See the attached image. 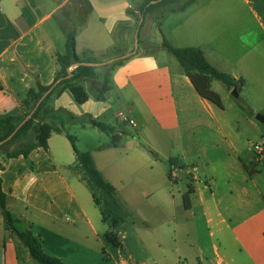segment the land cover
<instances>
[{
	"label": "crops",
	"instance_id": "crops-1",
	"mask_svg": "<svg viewBox=\"0 0 264 264\" xmlns=\"http://www.w3.org/2000/svg\"><path fill=\"white\" fill-rule=\"evenodd\" d=\"M200 1L139 20L129 10L138 14L134 6L144 0H0V119L19 115L21 100L37 82H54L57 56L66 52L75 27L80 56L135 46L112 72L105 99L88 93L80 104L67 89L53 101L61 118L68 117L66 126L81 123L83 131L109 137L91 121L114 128L116 144L111 139L88 152L131 213L126 222L113 229L103 221L91 190L70 168L75 153L66 126L49 137L47 150L0 156L15 226L40 235L47 254L65 264H264V156L254 149L264 142L262 123L248 119L259 140L243 139L237 120L224 116L223 92L229 96L234 86L212 82L221 108L198 93L168 51L137 50L141 28L149 33L152 22L160 23L163 40L199 48L213 67L243 79L239 97L257 109L254 102H264V0ZM78 5L86 6L83 17ZM93 65L98 72L103 63ZM81 84L91 89L88 81ZM119 111L134 123L123 122ZM72 135L77 143L80 135ZM171 160L177 172L172 180ZM189 183L195 192L186 207ZM0 264H40L6 229L1 213Z\"/></svg>",
	"mask_w": 264,
	"mask_h": 264
},
{
	"label": "trees",
	"instance_id": "trees-1",
	"mask_svg": "<svg viewBox=\"0 0 264 264\" xmlns=\"http://www.w3.org/2000/svg\"><path fill=\"white\" fill-rule=\"evenodd\" d=\"M195 0H144L138 11L140 15H155L159 12H178L189 7ZM130 14L135 13L129 10ZM139 19V18H138ZM140 20V19H139ZM142 25V24H141ZM123 33L126 31L124 28ZM77 27L71 30L66 41V52L58 54V62L60 69L56 73L54 82L51 85H43L37 82L31 87L26 97L21 100V113L16 116H9L0 119V142L5 141L0 145V149L7 146H12L5 150L7 158L18 157L24 155L27 157L37 147L48 149V140L53 133H62L65 131V126L68 121L63 120L53 108V101L61 95L65 90H70L75 100L83 104L89 100L87 90L81 84L83 81H88L91 85L93 94L99 99H105V94L112 88L111 74L115 68L121 65L125 58L122 56L125 52H121L119 48L113 47L108 49L101 57H97L92 51H85L82 56L76 50ZM163 48L174 56L181 64L186 75L190 78L198 93L205 99L214 103L219 107H223L222 98L218 92L212 88L214 80L221 81L228 85L234 86L238 92L244 85V80L236 79L225 72H221L213 67L205 58L201 49L196 47L176 48L167 40H163L161 44H152L145 46L146 53L157 51ZM120 52V53H119ZM114 61L107 62L110 59ZM103 68V73L97 72V66L100 64ZM75 66L72 70L70 68ZM53 87L51 92L46 95L43 101L40 99ZM239 105L242 108L248 109L247 104L238 97ZM29 117V118H28ZM28 120L23 123V121ZM82 119V118H81ZM71 121H79L74 119ZM92 124L99 127L100 130L112 133V143L116 144L118 136L112 127L104 123L91 121ZM34 133V134H32ZM31 135L33 138H31ZM66 135L70 140L74 153L75 163L70 166L91 190L93 199L99 206L102 219L108 222L115 229L120 224L126 222L131 213L119 200L117 191L114 186L108 182L101 172L97 169L93 157L90 152L81 151L77 147L76 137L66 131ZM30 137V138H29ZM29 139L28 141H25ZM169 178L172 180V168L175 165L174 160L170 162ZM2 169V164H0ZM252 173V171H251ZM195 192L192 183H189L188 192L184 195V203L186 207L190 204V195ZM0 213L5 220V227L20 239V241L28 248L31 257L40 264H65L63 260L57 256H51L46 253L43 240L40 235L35 234L31 229L20 231L15 226L16 219L7 206V195L3 191L2 179L0 177ZM115 235L112 233L108 238L115 241Z\"/></svg>",
	"mask_w": 264,
	"mask_h": 264
},
{
	"label": "rangeland",
	"instance_id": "rangeland-1",
	"mask_svg": "<svg viewBox=\"0 0 264 264\" xmlns=\"http://www.w3.org/2000/svg\"><path fill=\"white\" fill-rule=\"evenodd\" d=\"M217 2H218V0H214L213 1V4H217ZM77 3V2H76ZM200 3L201 4H207L206 3V0H201L200 1ZM79 6V5H78ZM200 6V5H199ZM141 6L140 5H135L134 6V8H136V10L138 11V8H140ZM69 8H73V7H69ZM75 8H77V7H75ZM83 8H86V6L85 5H80L79 6V12L77 13V15L78 14H81L82 15V17H83V15H84V13H85V10L83 9ZM137 16L138 17H140L141 15H140V11H138V14H137ZM137 18V17H136ZM138 19V18H137ZM148 19V18H147ZM147 19H145V25L147 26V23H148V20ZM159 24L160 23H158V25H157V23H155V22H152L151 24H150V27L151 28H149L150 29V31H149V33H145V28L143 27V28H141V31H140V35H139V37H140V39H138V44H137V50L139 51V50H142V51H145L144 50V47L145 46H150L151 47V45L152 44H156V42H160V41H162L164 38L163 37H165L164 36V34H163V32L165 33V31H164V29L163 28H161L160 26H159ZM158 26V27H157ZM166 30L168 31V24H167V27H166ZM163 31V32H162ZM146 35H148V36H146ZM145 38H146V42L148 43V44H145L146 42H145ZM140 40V41H139ZM145 44V45H144ZM144 45V46H143ZM132 47H128V49L127 48H125V47H123V48H121L120 50H121V52H125V54L124 55H126V54H129V53H131L134 49H135V46L132 44L131 45ZM141 46H143V49L141 48L140 49V47ZM125 48V49H124ZM124 49V50H123ZM120 53V52H119ZM98 72H100V73H103V68H101V66H98ZM88 93L90 94V95H94L93 94V92H92V90L91 89H89L88 90ZM223 97H224V101H225V104H226V111H225V113H224V116H226L227 117V119H234V120H237V126H240L241 127V131H243V133H242V135H243V139H244V137L246 138V137H250V139H252L253 141H258L259 140V132L258 131H253L252 129H251V127H249L248 126V122H247V120L248 119H251L252 118V116H254L253 118H252V120H254L255 122H257L256 121V119H255V116L257 115V114H262L263 116H264V102L263 101H258V102H254V104L258 107L257 109H255V110H252V109H250V108H248V109H245V108H242L240 105H239V103L240 102H238V100L236 101V99L237 98H235L234 97V95L231 93L229 96L225 93V92H223ZM243 97V96H242ZM242 97L240 96V99L241 100H243L242 99ZM235 100V101H234ZM117 110H119V107H114L113 109H112V111H111V113L109 114V117H110V122L113 124V123H116L115 122V119L113 118V113L115 112V111H117ZM57 113L60 115V116H63V114H61L62 112H60V111H57ZM63 119H65L66 121L68 120V117H66L65 115H64V118ZM73 124H78V125H75V126H71V125H73ZM81 123H68L67 124V126H66V128H67V130L71 133V134H74V135H80V137H79V141H77V146H78V148L80 149V150H82V151H90L91 149H93L94 147H96V146H98V145H101V144H103V143H106V142H109V141H111V139H112V137H109L108 135H103V136H101L99 133V135H94V131H83V129H82V126L80 125ZM258 124V126H259V129H260V131L261 132H263L264 133V123H262V124H260V123H257ZM260 132V133H261ZM78 133V134H77ZM34 134V133H33ZM248 134H250V135H248ZM32 136H34V135H31V138H33ZM30 138V137H29ZM29 139H26L25 141H28ZM245 141H247V140H245ZM5 141H3V142H0V145H2L3 143H4ZM12 146H7V147H5V148H3V149H0V156L1 155H3V154H5V150L6 149H10ZM177 190H178V188H177ZM181 190V189H180ZM146 203V202H145ZM148 204L145 206V207H147L148 208ZM148 211V210H147ZM123 228H125V227H123ZM122 228V229H123Z\"/></svg>",
	"mask_w": 264,
	"mask_h": 264
},
{
	"label": "built area",
	"instance_id": "built-area-1",
	"mask_svg": "<svg viewBox=\"0 0 264 264\" xmlns=\"http://www.w3.org/2000/svg\"><path fill=\"white\" fill-rule=\"evenodd\" d=\"M73 68L71 67L70 70ZM118 117L123 121V122H129L133 124V120L128 117V115L124 111H119ZM254 149L256 152L259 154V156H264V142L256 143L254 145ZM172 177L175 179L177 177V172L176 170H172Z\"/></svg>",
	"mask_w": 264,
	"mask_h": 264
},
{
	"label": "water",
	"instance_id": "water-1",
	"mask_svg": "<svg viewBox=\"0 0 264 264\" xmlns=\"http://www.w3.org/2000/svg\"><path fill=\"white\" fill-rule=\"evenodd\" d=\"M128 55H130V54H127V55H124V56H122V58H124V57H127ZM115 59H113V60H111V61H114ZM53 88H51L41 99H40V101H39V103L41 102V101H43V99L46 97V95H48L50 92H51V90H52ZM232 94L234 95V97L235 98H238L239 97V92L237 91V89L236 88H234L233 89V92H232ZM29 118V117H28ZM28 118H26L24 121H23V123H25L27 120H28ZM255 119L257 120V121H259V122H261V123H264V116L262 115V114H257L256 116H255Z\"/></svg>",
	"mask_w": 264,
	"mask_h": 264
}]
</instances>
